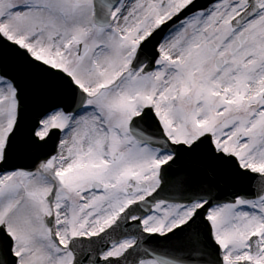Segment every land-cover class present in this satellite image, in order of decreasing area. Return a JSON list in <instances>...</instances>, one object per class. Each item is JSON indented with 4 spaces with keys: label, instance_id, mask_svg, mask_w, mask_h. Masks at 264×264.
Returning <instances> with one entry per match:
<instances>
[{
    "label": "snow or ice",
    "instance_id": "6c2138e0",
    "mask_svg": "<svg viewBox=\"0 0 264 264\" xmlns=\"http://www.w3.org/2000/svg\"><path fill=\"white\" fill-rule=\"evenodd\" d=\"M0 264H264V0H0Z\"/></svg>",
    "mask_w": 264,
    "mask_h": 264
}]
</instances>
